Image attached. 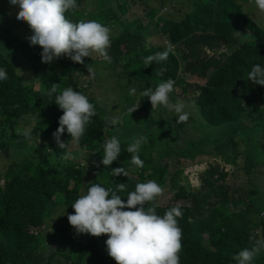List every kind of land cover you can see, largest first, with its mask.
<instances>
[{
	"label": "trees",
	"instance_id": "trees-1",
	"mask_svg": "<svg viewBox=\"0 0 264 264\" xmlns=\"http://www.w3.org/2000/svg\"><path fill=\"white\" fill-rule=\"evenodd\" d=\"M113 1L105 0L88 12L82 1L78 3L81 11L75 14L96 18L106 26L114 18L121 23L124 31L111 39L109 65L111 70L121 67L126 76L119 78L118 85L123 86L125 80L141 87L136 94L139 107L132 113L127 111L117 124L112 123L115 116L105 107L93 104L96 115L85 128L100 126L101 131L108 126L120 140L118 159L105 167L99 163L101 152H82L89 139L81 137L80 148L67 152L53 137V122L57 126L60 112L55 96L69 87L82 93L87 79L80 80L77 66L66 73L65 66L56 65L54 60L43 63L42 49L26 39L32 34L29 25L23 38L8 23L11 11L19 8L13 6L11 10L9 0H0V68L8 74L6 81H0V162L8 161L0 170V264H60L54 260L61 250L47 244L51 234L43 230L55 213L63 216L76 186L80 190L87 177L78 163L72 162L80 157L95 170L94 179L81 189L82 194L92 184L115 190L123 183L124 191L117 194L126 201L137 183L153 180L167 185L173 197L162 204L156 198L146 207L154 203L156 213L163 216L171 207L181 206L183 217L177 218L182 229L180 264H236L233 255L252 247L248 236L253 228L264 227V86L247 81L254 64L264 66V29L242 0H192V8L177 18L169 12L157 14L155 3L171 0H118L119 9L113 7ZM131 3L145 6V15L154 22L156 33L148 31L140 17L130 23L119 16L118 12L125 14L126 5ZM132 41L138 44L125 51L123 47ZM168 44L174 54L170 53L166 61L144 65V58L165 51ZM161 69L164 71L159 74ZM20 70L22 75L17 74ZM184 72L205 82L191 87ZM169 78L175 81L169 94L175 99L170 101L185 104L184 111L189 113L186 123H177L176 114L164 106L152 109L149 97L138 94L145 88L154 91ZM53 83L57 92L49 96L46 93ZM123 92V100L130 105L134 94ZM28 118L30 138L23 135ZM14 123L20 133L14 135L17 141L12 143L8 138ZM189 131L196 135L188 138ZM141 136L147 141L137 153L143 168L132 164V154L127 151ZM60 139L67 147L75 145L67 131ZM63 152L72 157L65 163ZM188 162L203 165L195 174L198 184L188 180L184 167ZM116 167L132 169L136 179L114 176L112 168ZM10 170L13 175L7 178ZM107 239V234H85L80 241L63 238L62 246L68 251L64 249L62 257L69 264H117L106 261L111 258ZM253 264H264V250Z\"/></svg>",
	"mask_w": 264,
	"mask_h": 264
},
{
	"label": "clouds",
	"instance_id": "clouds-1",
	"mask_svg": "<svg viewBox=\"0 0 264 264\" xmlns=\"http://www.w3.org/2000/svg\"><path fill=\"white\" fill-rule=\"evenodd\" d=\"M82 1L9 0L10 5L19 8L17 20L27 22L32 31V34L26 37L30 45L42 47L43 63L48 64L54 59L66 56L73 62L83 64L84 57H91L93 52L104 61L112 62V57L107 51L111 43V26L71 14V10L76 9ZM254 5L260 12H264V0H254ZM170 53L174 54V48L168 44L165 51L144 58V65L166 61ZM86 67L89 77H94L93 67L89 64ZM163 71L161 69L159 74ZM17 74L22 75L21 70ZM7 79V71L0 68V81ZM247 81L264 86V66L259 63L254 64L247 75ZM174 84L175 81L169 78L166 82L160 83L154 91L145 88L139 95L149 97L152 109L164 106L176 114L177 123H186L189 113L184 111L185 104L181 101L173 104L170 101L169 94L173 91ZM56 92V83H53L51 90L46 94L52 96ZM129 94H137V89L132 88ZM54 100L60 112L57 126H55L56 122H53L52 132L61 149L67 147V144L60 139L65 131L74 141H79L84 133H110L111 129L108 126L101 131H99L100 126H96L95 129L85 128L96 115L93 105L96 102L90 103L85 95L74 91L72 87L64 89L55 96ZM138 107L139 102L129 107L128 111L132 113ZM55 111L57 107L54 105ZM112 123L117 124L118 121L114 119ZM23 135L30 138L31 129L25 128ZM146 142V138L141 136L134 139L127 147V151L132 154V164L140 168L144 167V162L137 153L141 143ZM102 148L103 158L99 163L105 167L110 166L121 153L119 138L113 135L106 140ZM62 158L65 163L67 159L72 158L71 153L63 152ZM112 174L128 176L123 167L112 168ZM124 189L123 183L118 184L115 190L105 188L102 184H92L85 194L79 196L71 204L74 212L67 216L76 234H90L96 237L107 234L108 255L114 258L117 264H180L182 229L178 226L177 218L183 217L181 206L177 204L171 207L163 216L156 213L154 203L146 207L163 191L162 187L153 180L137 183L135 190L128 193L126 201L117 194ZM249 235H253L252 239H248L252 247L244 248L233 255L236 264H253L254 258L264 250V227L256 226Z\"/></svg>",
	"mask_w": 264,
	"mask_h": 264
},
{
	"label": "rangeland",
	"instance_id": "rangeland-1",
	"mask_svg": "<svg viewBox=\"0 0 264 264\" xmlns=\"http://www.w3.org/2000/svg\"><path fill=\"white\" fill-rule=\"evenodd\" d=\"M86 3L87 5V9L86 12H88L91 8H97L100 5H103L105 3V0H83V3ZM242 2L245 5V8L247 9H251V17L253 19H255L264 29V12H260L254 5V0H242ZM119 1H113V7H115L116 9H119L118 6ZM155 5L158 7V11L157 14H165L168 13L170 14V16L172 17H180L182 15V13H184L186 10L192 8V0H171L169 3L166 1H160L155 3ZM175 5V6H174ZM83 6H85L83 4ZM126 6H128V10L126 11L125 14H122L121 11L118 12L120 17H125L129 20L130 23L134 22L137 20V17H140L142 19V23L144 25L147 26V30L148 31H153V33H156L154 30V22H152L146 15H145V6L141 3H131L130 5L127 4ZM174 6V9H173ZM18 8V7H17ZM13 9V6H12ZM18 10L12 11L11 12V17L8 20V23L12 25L13 29L18 33V34H23L24 31L28 30V24L27 22H21L18 21L16 18L17 12ZM79 11H81V9L79 7H77L74 10H71V14H76ZM95 21H98L96 18L92 19ZM99 22V21H98ZM111 26V32H110V41L113 38L114 34H119L121 33V31H124L123 28H121V23L115 21L114 20L108 24V27ZM249 34H253L251 31H249ZM23 36V35H22ZM24 38V36H23ZM147 38L149 39H153L154 41L159 39V36L157 38H152V36H147ZM138 43L132 41L130 42L127 46H124L123 49L126 51L127 49H132L133 47H135ZM111 45V43H110ZM39 48L42 49L41 46H39ZM108 53L110 52V48L107 50ZM100 56L93 52L91 54V57H84V63H77V62H73L70 58L66 57V56H62L60 59H54V61H56V65L58 64L59 66H65V72H69L72 70V67H79L80 70L78 71L80 76V80L82 78L87 79L86 80V84L84 87V90L82 91L83 95H85L89 102H96L97 104L99 103L100 106L105 107L108 111V113L110 114V116H115V120H119L121 119L122 116H125L128 112L129 107H131L133 104L138 103V95L134 94V100L131 99V104L128 105L126 104V100H123V95L124 92H127L128 94L130 93V90L132 88H136L139 89L141 88L139 83L137 82H131L129 84H127L124 80L123 86L118 85V80L119 78L122 79L124 77H126L123 74L122 68L118 67L115 69L110 68V65L108 62L104 61L103 59L99 58ZM90 65L91 67H93L94 69V77H89V73L87 70L86 65ZM193 73H185L184 72V76L185 78H187V82L191 85V87H195V85H201L203 82H205V80L202 79H197V78H192ZM208 76L211 75L210 71L207 74ZM77 76V75H76ZM78 77V76H77ZM88 79L89 84H88ZM121 83V82H120ZM36 90H39V87H35ZM138 91V90H137ZM181 91V89L178 90V92ZM81 93V94H82ZM140 93V91H139ZM138 93V94H139ZM178 94V93H177ZM133 95V94H132ZM129 94V96H132ZM136 95V96H135ZM175 95L171 96L170 98L175 99L174 98ZM191 124L189 125V128H191ZM25 128H30L29 126V118L26 119V124H25ZM20 133V130L17 128L16 123H14L13 129L10 132V136L8 138V141H11L12 143H15L17 141V139L14 137V135H17ZM196 135L195 131H189L187 133V137L188 138H192L193 136ZM113 136L112 130L110 131V133H102V136H100V134H97V136H92L91 134H86L84 133V135L82 136V138L85 137V139H89V143L85 144V148H82V152H86L87 149H89L92 153L95 152H101V154H103V148L102 145L106 142V140L110 139V137ZM248 136H251L250 134ZM104 141V142H103ZM74 144H69V146L66 149L67 152L73 150V149H79L80 148V142L79 141H74ZM249 143H251L250 139H249ZM100 145V146H99ZM252 150L254 151V146L252 148ZM257 152V150H256ZM258 155H260L258 153ZM164 162L170 163L169 159H164ZM186 162L190 160H185ZM72 162L74 163V165L76 163H78L79 167L81 168V172H83L84 174L87 175V177L83 180V184L81 185V188L79 190V188L73 183V182H69L68 185H75L76 186V191L74 193V197L72 199V201L69 203L67 209L65 210L64 214L62 217L59 216V212L55 213L52 217V220H50L46 227L44 228L43 232L46 234H51L50 236H48V241L47 244L51 247V248H55V249H59V251L61 250V253H58V255H56V258L54 261H58L60 264H69L70 262L68 261V259L63 258V250L65 249L66 251H68L64 246H62V241L63 238H66L67 240H72V241H80L81 238L85 235V234H76L73 226L70 225L69 221H68V214H72L74 212V209L72 208V203L75 202V200L83 195L81 192V189L83 187H88L91 182L92 179H94V174H95V170L94 168L91 167L90 163L85 159V158H77V159H73ZM182 164L185 167L186 170V174L188 175V180H190L192 182V184H195L197 182V179L195 177V174L197 172V170L202 167L203 165H198V164H193L190 163L189 164ZM32 162H28V164H31ZM206 163V162H205ZM8 164V161H6V163H1L0 162V170H4L6 168ZM128 173V177L132 178V179H136V176L134 175L135 173L132 171V169H125ZM13 175V172L10 170L6 173V177L7 178H11ZM99 178L101 179V176H99ZM145 181H147V179H145ZM243 181V180H242ZM241 182V181H240ZM198 184V182H197ZM163 189L162 194L160 196H158V200L159 203H166L165 201L169 198V197H173V193L170 192L169 188L167 187V185H160ZM253 235H249L248 239H252ZM50 240V241H49ZM52 241V242H51ZM112 258V257H111ZM108 258L106 261L111 263L112 260H114V258ZM115 261V260H114Z\"/></svg>",
	"mask_w": 264,
	"mask_h": 264
},
{
	"label": "bare ground",
	"instance_id": "bare-ground-1",
	"mask_svg": "<svg viewBox=\"0 0 264 264\" xmlns=\"http://www.w3.org/2000/svg\"><path fill=\"white\" fill-rule=\"evenodd\" d=\"M104 142V141H103ZM100 146V145H99Z\"/></svg>",
	"mask_w": 264,
	"mask_h": 264
}]
</instances>
